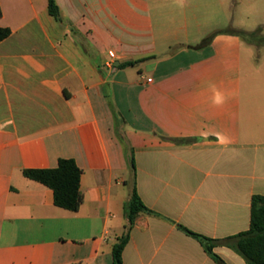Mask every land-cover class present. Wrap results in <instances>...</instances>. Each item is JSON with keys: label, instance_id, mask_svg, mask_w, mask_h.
I'll use <instances>...</instances> for the list:
<instances>
[{"label": "crops", "instance_id": "1", "mask_svg": "<svg viewBox=\"0 0 264 264\" xmlns=\"http://www.w3.org/2000/svg\"><path fill=\"white\" fill-rule=\"evenodd\" d=\"M54 1L58 18L0 0V264H113L134 187L156 214L123 264H217L179 225L237 235L264 196V44L240 33L237 0ZM60 159L83 171L77 212L23 174Z\"/></svg>", "mask_w": 264, "mask_h": 264}, {"label": "trees", "instance_id": "2", "mask_svg": "<svg viewBox=\"0 0 264 264\" xmlns=\"http://www.w3.org/2000/svg\"><path fill=\"white\" fill-rule=\"evenodd\" d=\"M50 14L58 18L59 8L54 0H49ZM2 9L0 5V17ZM262 28H258L251 33L240 32L243 35L255 37L261 33ZM11 30L9 28H0V42L9 38ZM264 38V37H263ZM134 62L125 63V66H132ZM130 168L133 173V181L136 174V163L133 154L130 157ZM83 171L73 159H60L58 166L54 169H25V177L42 183L53 191L54 204L57 207L77 212L83 203V194L81 192V176ZM141 213L156 214L149 209L141 197L136 187L133 188L131 198L125 205V216L127 225L124 234L119 237L112 249L113 264H123V252L130 240L131 230L136 218ZM179 228L187 235L197 239L206 253L217 264H227L214 249L218 246L228 247L242 256L247 264H264V196L256 194L251 201V223L249 230L237 235L225 238H209L200 235L188 228L179 225Z\"/></svg>", "mask_w": 264, "mask_h": 264}, {"label": "rangeland", "instance_id": "3", "mask_svg": "<svg viewBox=\"0 0 264 264\" xmlns=\"http://www.w3.org/2000/svg\"><path fill=\"white\" fill-rule=\"evenodd\" d=\"M235 24L244 28L242 29L244 31H255L261 27L264 35V0H237ZM261 37V33H259L255 37L245 36V39L251 38L257 43L264 44ZM124 189L127 190L126 187Z\"/></svg>", "mask_w": 264, "mask_h": 264}, {"label": "clouds", "instance_id": "4", "mask_svg": "<svg viewBox=\"0 0 264 264\" xmlns=\"http://www.w3.org/2000/svg\"><path fill=\"white\" fill-rule=\"evenodd\" d=\"M213 87L215 88V86ZM224 101H225L224 94L221 91L216 90L213 97V103L216 105H221Z\"/></svg>", "mask_w": 264, "mask_h": 264}, {"label": "built area", "instance_id": "5", "mask_svg": "<svg viewBox=\"0 0 264 264\" xmlns=\"http://www.w3.org/2000/svg\"><path fill=\"white\" fill-rule=\"evenodd\" d=\"M110 55H111L112 57H114V54H113V53H110ZM148 81H151V79H149Z\"/></svg>", "mask_w": 264, "mask_h": 264}]
</instances>
